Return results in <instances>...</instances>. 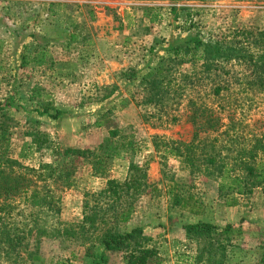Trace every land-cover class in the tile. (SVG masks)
Masks as SVG:
<instances>
[{"label":"rangeland","instance_id":"obj_1","mask_svg":"<svg viewBox=\"0 0 264 264\" xmlns=\"http://www.w3.org/2000/svg\"><path fill=\"white\" fill-rule=\"evenodd\" d=\"M261 31L264 0H0V124L9 132L6 155L17 162L11 169L35 181L24 194L0 196V264H126L123 251L100 243L109 227H140L151 237L158 254L148 264H260L264 184L241 194L244 182L236 186L233 179L246 175L242 162L264 160V80L248 58L264 53ZM192 38L247 45L221 62L207 63L203 46L194 56L173 54ZM162 58L168 92L162 104H141L139 82ZM46 103L50 109L42 113ZM197 104L206 118L192 123ZM207 121L215 130L195 132ZM110 129L125 146L105 176L94 175L83 157L58 153L95 149ZM196 133L191 168L170 148L172 141L197 144ZM131 164L146 166L147 187L115 201L106 181L121 183ZM222 168L228 172L221 180ZM64 173L70 185L57 179ZM32 191L39 200L49 193V205L34 202ZM176 196L192 198L185 207ZM226 197L237 203L227 205ZM126 201L130 217L121 222ZM199 222L215 226L210 234L223 247L197 260L207 243L187 238L185 226Z\"/></svg>","mask_w":264,"mask_h":264},{"label":"trees","instance_id":"obj_2","mask_svg":"<svg viewBox=\"0 0 264 264\" xmlns=\"http://www.w3.org/2000/svg\"><path fill=\"white\" fill-rule=\"evenodd\" d=\"M147 9L150 10V7H148ZM19 30H16V33H19ZM251 35L252 34H248L246 39H249V36ZM258 35L261 37L260 39L264 41V32L261 31L258 33ZM189 41L192 43V48L188 45ZM186 44L187 45H185L184 47H181L180 45L174 46L172 48L173 54L180 55L181 51H184L185 54H189L192 51V56H194V53L198 52L195 50L199 49L200 46H203L202 53L203 56L208 59L207 63H209V60H211L212 58L217 62H221L222 58H225L224 61H228L230 58L234 57L235 50V52H241L240 50L245 49V46L247 45V43H245L244 45L238 44L237 48H235L233 45L231 46L224 41H219L217 43L207 41L202 42L197 38L188 40ZM44 56L45 50L43 48L42 53L33 58V60L37 64H42L44 62ZM248 58L249 60H253L256 62L255 64L254 62L252 64L254 66L253 72L258 75L259 79L264 80V53L256 56V60L254 59L253 55L248 56ZM162 59L157 64V66L150 69V72L146 76L142 77L139 82V86L144 91V96L142 100H140L141 104H162V99L168 92L167 86H169L170 80L167 81L166 79V60ZM25 63L26 60L24 59V57H22L21 66H23ZM33 97L34 95L31 94L30 98L32 99ZM40 107L42 108V113H47L50 109V106L47 103L40 104ZM202 107V105L197 104L196 108H192V114H190L189 117L192 123H194V121L198 118L205 117V109ZM59 113L60 112L57 111L52 115V117L56 118ZM96 124L101 125V122H97ZM196 127L198 129L195 128V132L207 130L208 128H213V130H215L214 128H216V124L211 121H209L208 123L207 121L206 125L204 123H201ZM117 131L118 130L110 129L109 136L105 138L103 142H101L95 149L65 147L58 153L63 156H72L75 158L83 157L91 165L92 173L94 175L105 176L108 171V162L122 149V146H125L124 143L119 142L120 139L114 140V138L118 135ZM7 134H9L8 129L4 127L3 124H0V196L4 195L5 197H9L10 195L15 196L21 193L24 194L28 192V189H30L31 183L35 182L32 179L27 178L25 174H15L11 169L10 166L17 162L15 160H12L11 158H8V156L6 155L9 141ZM197 138L198 136L196 133L195 139ZM38 141L41 143L47 142V140L44 139H38ZM199 141V138L197 139V144H194V142H190L187 144L181 141H172L170 149L171 152L177 151L175 152L177 153V156H183L186 161L185 163L193 168L195 165L194 158L196 157L195 154L197 151L196 149H198ZM259 147L261 148L260 150L262 151L264 156V146ZM37 148L40 147L37 146ZM181 148H183L184 152H179ZM255 156H257V154ZM251 157L254 158V154ZM208 163L211 165L215 164L214 160L211 158L208 160ZM242 165L246 171V175H244V177L236 176L233 181L236 183V186H240V184L244 182V187L240 186V189H238V193L249 194L252 190V187L264 184V160L262 161V163L260 162L257 165L245 164L244 162H242ZM46 168L50 170L49 175L55 174V169H51L48 166H46ZM142 168L141 166H137V164H131L130 169L132 170V174L126 177V179L121 183L113 179H107L106 188L104 189L105 193L109 194V196H113L115 201H120L122 197H127L130 191L133 194L142 193L143 188L147 187L145 172H143V169H146V166H144L143 169ZM41 170H43L42 167ZM31 172H33V174L38 173L37 170H31ZM227 172L228 170H224V168L220 170L221 180L226 177L225 174H227ZM43 175L44 173L41 172L39 176L41 177ZM57 179L64 181V183L70 185V180L67 173L58 174ZM44 181L45 175L43 176V182ZM223 187L224 186L222 182L220 184L221 190L223 189ZM30 198L34 202L42 203L43 205H49V203L51 202V200H49V193L45 194L44 197L39 200L38 194L32 191L30 194ZM191 198L192 196H188L181 199L179 196H176L175 202H178V200L180 199V201H182L181 206L187 207ZM226 201L227 205H235L237 203L235 198L233 197H226ZM125 203H127L125 205V208L119 213L121 222H126L130 217L131 203L127 201ZM190 211L193 212L192 209ZM230 227L232 226L227 225L222 228L218 236L226 234V232H228V228ZM214 228V225L204 222L188 224L185 226V235L187 236V238L195 239L197 242L203 241L204 243H207L203 247V251L199 252L196 255L197 260H199L203 256L202 252H208L210 255L211 251L218 249L219 247H223L220 246L221 239H219L218 237L214 238V234L213 237L212 234H210L211 230L213 231ZM151 241L152 238L144 235L140 227H136L131 229L130 231L123 232L118 231L116 227H109L104 230L103 235L100 237V243L105 247L106 251L121 250L124 252L126 264H148L151 259L155 258L158 252L153 246H150L149 243ZM211 241H213L214 244H217L214 245L213 243H211ZM227 241L230 240L227 239ZM102 256L104 257L105 254H103ZM208 260L210 262L211 258L209 257ZM219 263H222V260H220ZM210 264H214V261H212ZM260 264H264V255L260 258Z\"/></svg>","mask_w":264,"mask_h":264}]
</instances>
